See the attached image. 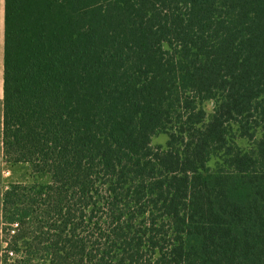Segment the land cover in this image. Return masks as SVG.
Listing matches in <instances>:
<instances>
[{"label":"trees","instance_id":"obj_1","mask_svg":"<svg viewBox=\"0 0 264 264\" xmlns=\"http://www.w3.org/2000/svg\"><path fill=\"white\" fill-rule=\"evenodd\" d=\"M2 124L1 264H264V0H5Z\"/></svg>","mask_w":264,"mask_h":264},{"label":"rangeland","instance_id":"obj_2","mask_svg":"<svg viewBox=\"0 0 264 264\" xmlns=\"http://www.w3.org/2000/svg\"><path fill=\"white\" fill-rule=\"evenodd\" d=\"M166 139H167V136L165 134H160V135H158L152 139V143H153V145H158V144L163 145L165 143ZM27 172H28L27 167L25 165L17 164L14 166H10L8 163H5L4 167L2 168V180H1L2 181V187L4 185L9 184L10 182L25 180L27 177V174H28ZM5 225H6V230L8 228V230L12 234L14 229L16 228V224L15 223H12V224L6 223ZM5 247H6V243H3L1 250H2V248H5ZM3 251H4V253H8V256L10 257L9 259H13L16 257L14 252H13V254H11L10 250H8V249H3Z\"/></svg>","mask_w":264,"mask_h":264},{"label":"crops","instance_id":"obj_3","mask_svg":"<svg viewBox=\"0 0 264 264\" xmlns=\"http://www.w3.org/2000/svg\"><path fill=\"white\" fill-rule=\"evenodd\" d=\"M4 3L5 0H0V264L2 255V241H1V228H2V217H1V197H2V168L4 167L3 162V150H2V120H3V70H4Z\"/></svg>","mask_w":264,"mask_h":264}]
</instances>
